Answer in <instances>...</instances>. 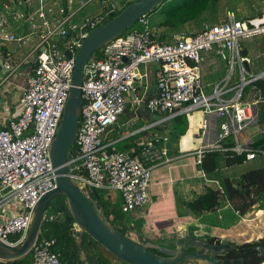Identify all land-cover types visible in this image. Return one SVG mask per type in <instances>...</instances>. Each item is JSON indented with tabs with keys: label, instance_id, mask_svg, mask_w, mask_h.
<instances>
[{
	"label": "built area",
	"instance_id": "2783aa9c",
	"mask_svg": "<svg viewBox=\"0 0 264 264\" xmlns=\"http://www.w3.org/2000/svg\"><path fill=\"white\" fill-rule=\"evenodd\" d=\"M93 1H100L104 12L77 17ZM115 10L114 3L108 5L103 0L80 2L76 8L73 0H0V50L11 43L30 49L16 65L0 53L6 71L0 88L19 67L31 65L25 74L20 113L0 129V241L8 245L21 243L32 209L55 187L50 147L72 86L74 56L87 34L102 26ZM254 10L255 14L244 20L227 15L225 21L205 22L199 32L173 34L167 41L160 40V31L151 27L145 15L136 22L138 28L128 29L92 55L83 69V104L74 140L76 154L70 162L75 166L72 180L80 189L88 192L92 186L96 191H117L125 220L148 203L151 170L171 161L153 143L142 145L139 155L111 151L105 144L103 135L124 113L126 96L133 105H144L151 114L169 118L195 109L214 113L220 119L218 143L227 138L233 142L218 151L231 156L245 154L247 160L264 155V149L252 150L238 142L241 131L253 123L254 107L263 99L253 95L249 102L242 100L244 87L263 78L247 71V58L239 45L241 40L264 35V7ZM214 48L228 73L207 95L199 71L200 52ZM148 66L154 67L151 96L136 89L146 76L140 69ZM228 93L230 97L225 98ZM207 151L194 152L196 166L202 165ZM62 217L61 212L46 214L44 222ZM54 249L55 240H37L31 264H65Z\"/></svg>",
	"mask_w": 264,
	"mask_h": 264
},
{
	"label": "crops",
	"instance_id": "0c3cea01",
	"mask_svg": "<svg viewBox=\"0 0 264 264\" xmlns=\"http://www.w3.org/2000/svg\"><path fill=\"white\" fill-rule=\"evenodd\" d=\"M114 1L117 7V2ZM119 2L121 7L126 3L124 0ZM263 7L264 0L228 2L221 6L222 13L225 14L212 13L208 17V23L225 21L227 15L233 16L236 20H244L255 14V8ZM187 28L194 31L188 32L183 27L179 33L189 35L199 32L202 22L190 23ZM239 43H242L241 54L247 58L248 72L254 76H262L264 80V35L244 39ZM19 50L21 49L11 43L6 44L0 53L3 52L15 64L12 55ZM200 57L203 59L199 65L202 87L204 93L209 95L226 77V64L216 53L215 48L207 52L201 51ZM30 66L19 67L10 80L2 86L7 91L3 95L4 99L0 93V129L9 118H16L20 113L21 95L26 86L25 74ZM153 69V66L140 69L143 75L146 74L136 85L140 94L146 92L148 96L153 95L155 88ZM5 72L0 59V81L5 76ZM253 95L259 93L254 89L252 96L243 101L249 102ZM228 97H230L229 93L225 95V98ZM219 123L220 119L216 114H204L200 109L170 118L164 114H151L144 105L135 106L131 103L130 97L126 96L124 113L103 135L105 144L111 151L139 155L142 145L153 143L163 150L171 161L151 170L148 203L128 215L129 221L127 218L121 221L120 228L123 227L127 232L131 231L134 239L154 242L166 241L181 235L199 234L205 238L218 239L221 243L240 246L258 241L264 236L263 200L243 216L237 215L227 201H222L221 206L214 212L198 216L190 214L187 210L186 204L203 194L206 188L217 189L225 179L235 184L246 172L264 168V155H257L254 159L247 160L245 155L231 156L218 151L219 146L229 147L233 143L230 138L218 143ZM260 123L262 121L258 118L256 126L252 123L244 128L238 135V142L249 145L260 140L264 136V124ZM151 125L154 126L150 127ZM252 126L255 130L250 129ZM258 126L261 128L257 131ZM198 149L208 150L200 167L195 165L194 157V152ZM202 175L208 181H205ZM102 196L104 201L110 202L107 196ZM105 259L108 260V257L105 256ZM108 263L111 264L110 260Z\"/></svg>",
	"mask_w": 264,
	"mask_h": 264
},
{
	"label": "water",
	"instance_id": "95a60500",
	"mask_svg": "<svg viewBox=\"0 0 264 264\" xmlns=\"http://www.w3.org/2000/svg\"><path fill=\"white\" fill-rule=\"evenodd\" d=\"M164 1L135 0L102 26L91 30L81 41L74 56L72 86L59 128L50 147L55 187L42 195L32 209L28 232L19 245L12 246L0 241V262H14L31 252L38 240L50 201L64 196V205L60 207V210L63 217L70 216L78 227L76 231L75 225L70 224L69 234L76 242L79 254L83 258L80 247L83 236L87 235L112 257L124 264L242 263V260L227 258L230 252L237 250L236 245L221 243L218 239L205 238L199 234L179 236L161 242L134 239L131 237V234L133 235L131 231V233H123L110 223L98 204L97 191L92 186L88 187L90 193H86L72 180V170L75 166L70 162L83 104L81 86L84 81L85 65L95 52L132 28L139 18L148 15ZM66 56L70 57V54L66 52ZM250 86L259 93L261 98H264L262 78H257L251 82ZM96 264H103L99 257L96 259Z\"/></svg>",
	"mask_w": 264,
	"mask_h": 264
},
{
	"label": "trees",
	"instance_id": "16d2710c",
	"mask_svg": "<svg viewBox=\"0 0 264 264\" xmlns=\"http://www.w3.org/2000/svg\"><path fill=\"white\" fill-rule=\"evenodd\" d=\"M233 1L237 0H165L147 16L149 19H151L152 16H158L156 27L159 30H163L160 32V40L167 41L173 34H178L180 29L187 24L194 22H202L203 24L208 22V17L212 13L215 14L218 12V8L219 10L221 9L222 5ZM132 2L134 1H128L120 9L115 10L109 16L108 20L119 14ZM222 10L223 9H221V11ZM94 54L96 55L97 52ZM258 118L260 121L264 122V114L262 116L259 115ZM230 146H232V144H230ZM248 147L252 150H256L259 147L264 149V136L256 142L249 143ZM75 154L76 151L74 150L73 155ZM97 195L98 204L103 209L104 215L112 225L122 231L119 228L121 221H123L121 212L117 211L108 201H104L103 196L100 195L98 191ZM262 200L264 202V168H259L250 170L241 175L239 181L235 184L228 179L223 180L221 183V190L206 188L203 194L189 201L186 207L190 214L198 216L203 213L214 212L221 206L222 201H227L234 211H237L240 216H243L255 204ZM64 201V196H59L51 200L46 214L50 215L61 212L60 207L64 205ZM72 223L73 219L70 216H64L62 221L43 222L38 240L46 238L64 244L66 241L71 240L69 225ZM54 250L62 253L60 248ZM104 252L107 253L105 250ZM107 255L111 256L109 253H107ZM227 258L242 260V263L235 264H262L264 262V236L258 241L237 246V250L230 252ZM59 259L65 263L60 254ZM31 261L32 254L30 252L20 260L8 263L0 262V264H31ZM103 261L104 264H109L108 260L103 259Z\"/></svg>",
	"mask_w": 264,
	"mask_h": 264
},
{
	"label": "rangeland",
	"instance_id": "374dc122",
	"mask_svg": "<svg viewBox=\"0 0 264 264\" xmlns=\"http://www.w3.org/2000/svg\"><path fill=\"white\" fill-rule=\"evenodd\" d=\"M89 0H73L74 2V8L78 7L80 5V2H87ZM105 1V3H107L108 5L114 3L115 1L114 0H103ZM120 0H116L117 2V9H120L121 8V3L119 2ZM129 1V0H128ZM131 1H135V0H131ZM119 2V3H118ZM218 11V14L222 11H219V8L217 9ZM234 11V9H233ZM104 12V8L102 7V4L100 3V1H93L91 2L90 4H88L85 8H83L78 14H77V17H83L85 16L86 14H96V13H102ZM216 14V13H215ZM225 13H222V15H224ZM214 16V15H212ZM156 20H158V16H152L151 19H150V23H151V27L154 28V29H158L156 27ZM188 24L185 25V29L186 31L188 32H192L194 31L193 29H190V28H187ZM197 26V25H195ZM194 26V27H195ZM193 27V28H194ZM199 26H197L198 28ZM133 28H138V25L135 24L133 26ZM159 30V29H158ZM192 30V31H191ZM163 31L162 29H160V32ZM243 42V41H242ZM239 45L241 46L242 43H239ZM30 51L29 48H24V49H21L18 51V53H15L14 55H12V58H13V61L15 62V65L18 64L24 57L25 55ZM226 64V63H225ZM201 65V63H200ZM228 73V66L226 65V71H225V76L227 75ZM234 78L236 79V72L234 73ZM140 83V82H139ZM250 85H247L246 87H244V93H243V99L242 100H245L246 98H249V96H252L253 94V91H254V88H252L251 86L249 87ZM6 89L5 87H2L0 89V93L1 95H5L6 93ZM251 98V97H250ZM3 99H4V96H3ZM252 99V98H251ZM250 100V99H248ZM256 109H258L256 111ZM254 110H255V115H254V120H253V124L254 126H256V124H258V116H262L264 114V99H261V103H259L257 106L254 107ZM260 124H264V122L262 121V123ZM252 126V128L250 129H253L255 130V127ZM258 128V129H257ZM256 129L257 131L261 128L260 126H258ZM100 195H105L107 196V198H109L110 200V204L115 207V209L117 211H120V205H121V197H120V194L117 192V191H112V190H103V191H98ZM131 214V213H130ZM129 214V215H130ZM126 219V217L124 218ZM128 219V218H127ZM130 219H128L129 221ZM137 224V223H136ZM120 228V227H119ZM123 229V227H121ZM137 228H139V225L137 224ZM108 260H110V263H113L115 262L116 260L112 257V256H108Z\"/></svg>",
	"mask_w": 264,
	"mask_h": 264
},
{
	"label": "flooded vegetation",
	"instance_id": "af4514ba",
	"mask_svg": "<svg viewBox=\"0 0 264 264\" xmlns=\"http://www.w3.org/2000/svg\"><path fill=\"white\" fill-rule=\"evenodd\" d=\"M64 217H62L61 221ZM78 231V228H75ZM123 233H126L127 230L120 228ZM121 231V232H122ZM70 235V234H69ZM60 248L62 253H59L62 259L65 261V264H96V259L99 257L104 264L103 259H105L106 253L103 248L93 242L87 235L83 236L80 250L84 255V258L80 256L79 250L77 248L76 242L71 240L66 241L64 244L55 242V249ZM155 252V251H153ZM157 253V251L155 252ZM114 258V257H113ZM116 261L111 264H124L114 258Z\"/></svg>",
	"mask_w": 264,
	"mask_h": 264
},
{
	"label": "bare ground",
	"instance_id": "6f19581e",
	"mask_svg": "<svg viewBox=\"0 0 264 264\" xmlns=\"http://www.w3.org/2000/svg\"><path fill=\"white\" fill-rule=\"evenodd\" d=\"M250 87V86H249ZM75 228H78V227H75ZM262 264H264V263H262Z\"/></svg>",
	"mask_w": 264,
	"mask_h": 264
}]
</instances>
